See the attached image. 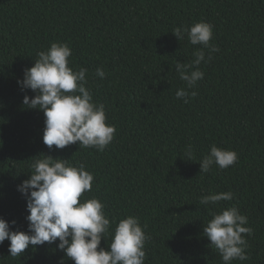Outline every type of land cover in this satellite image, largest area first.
<instances>
[{
  "label": "trees",
  "instance_id": "trees-1",
  "mask_svg": "<svg viewBox=\"0 0 264 264\" xmlns=\"http://www.w3.org/2000/svg\"><path fill=\"white\" fill-rule=\"evenodd\" d=\"M201 20L213 25L210 43L219 51L201 62L204 78L189 89L197 95L184 103L175 95L185 86L175 63L192 61L201 46L171 31ZM52 42L68 43L70 66L88 70L86 87L115 125L103 152L78 142L49 149L43 111L23 104L35 93L18 80ZM189 144L194 161L184 154ZM213 144L235 150L238 160L199 174ZM43 154L83 163L94 181L81 199H100L110 220L135 215L147 225L145 264H223L203 228L233 205L253 233L244 234L250 259L231 264H264V0H0V217L12 230H28L17 186ZM224 191L233 200L200 203ZM58 242L13 258L6 239L0 264H75Z\"/></svg>",
  "mask_w": 264,
  "mask_h": 264
},
{
  "label": "clouds",
  "instance_id": "clouds-1",
  "mask_svg": "<svg viewBox=\"0 0 264 264\" xmlns=\"http://www.w3.org/2000/svg\"><path fill=\"white\" fill-rule=\"evenodd\" d=\"M176 38L195 46L194 59L188 63L176 61L175 72L185 86L176 91V98L184 103L197 95L194 89L204 78L201 62L212 59L219 48L210 43L213 25L206 21L194 22L190 26L176 27L171 31ZM207 50V59L206 52ZM72 49L65 42H52L37 53L34 65L24 70L18 84L22 90L31 89L35 95H25L23 104L31 109L42 110L45 117L43 142L51 149H63L70 144L92 147L103 152L114 139L115 125L107 123L104 104L93 99L90 87H86V68L74 70L69 57ZM96 75L101 79L106 73L98 68ZM193 160L192 146L184 150ZM238 160L235 150L213 144L210 152L200 163V173H207L213 165L227 169ZM194 161V160H193ZM30 176L17 186L27 201L28 230H12L10 223L0 217V244L7 239L9 256L21 257L29 246H42L59 241L56 247L75 264H145V244L150 238L141 225L139 217L128 215L118 222L105 212L103 202L95 196L81 199L93 186L94 174L87 171L83 163L73 165L69 159L38 155L30 163ZM231 191L209 193L200 199L204 205L219 201H231ZM15 224L13 220L11 222ZM114 225V227H113ZM248 218L233 205L213 212L204 224L203 235L210 240L211 249L221 257L223 264L233 260L246 261L247 240L253 229ZM111 237L107 250L99 247L101 240Z\"/></svg>",
  "mask_w": 264,
  "mask_h": 264
}]
</instances>
